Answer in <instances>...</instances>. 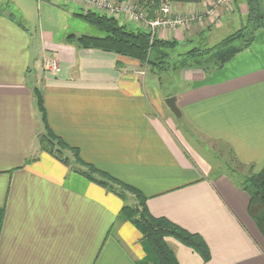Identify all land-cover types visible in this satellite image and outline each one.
<instances>
[{
    "label": "crops",
    "instance_id": "crops-1",
    "mask_svg": "<svg viewBox=\"0 0 264 264\" xmlns=\"http://www.w3.org/2000/svg\"><path fill=\"white\" fill-rule=\"evenodd\" d=\"M47 1L35 3L48 11ZM58 1L72 6L59 8L67 23L54 37L32 32L9 10L12 4L23 14V3L33 0H0V264H158L140 232L119 217L118 196L75 172L86 167L69 150L62 152L70 166L41 150L47 129L84 163L140 191L152 216L202 237L207 261L166 239L178 264H264L249 196L194 149L224 144L238 162L262 168L264 30L216 70L186 66L157 75L135 59L79 47L69 36L87 34L76 25L69 30L68 22L85 11ZM209 2H171V9L200 12ZM246 10L244 0H229L215 23L158 38L176 41L178 53L196 40L210 46L215 33L238 30ZM49 58L57 70L46 68ZM168 97H175L180 118L166 106ZM126 200L135 202L129 194Z\"/></svg>",
    "mask_w": 264,
    "mask_h": 264
},
{
    "label": "trees",
    "instance_id": "trees-1",
    "mask_svg": "<svg viewBox=\"0 0 264 264\" xmlns=\"http://www.w3.org/2000/svg\"><path fill=\"white\" fill-rule=\"evenodd\" d=\"M123 1V0H116ZM138 6L147 9L152 15L159 8L162 0H133ZM167 2L199 3L201 0H166ZM246 6L245 23L235 32L223 38L219 42L204 49L192 47L189 50L178 53L171 58V52L176 49L177 42L151 37L149 33L139 28L127 27L117 18L107 17L94 11H86L75 14L85 22L95 26L102 35L69 36L75 40L81 48H94L104 52H113L117 55L135 59L141 65L154 68L157 75L169 67V59L172 60L173 69H181L186 66H200L210 72L221 67L237 52L249 46L254 35L264 30V0H244ZM1 12V9H0ZM209 59V60H208ZM211 62L203 65V62ZM201 62V63H200ZM201 64V65H200ZM37 106L43 114L40 96L36 93ZM44 117V114H43ZM44 120V119H43ZM46 135L39 139L40 148L48 152L66 166H70L69 158L63 155L62 150H69L74 160L86 167V171L74 169L85 178L97 183L118 196L124 205L119 211V217L129 221L140 232L143 241L158 264H178L174 253L168 247L165 237H171L179 243L191 248L203 259L210 258L209 248L202 237L197 233H190L165 217L152 216L146 207V197L134 187L114 179L106 173L97 170L90 164L84 163L78 150L68 146L59 137L48 129ZM228 163H225L230 171L229 176L238 188L249 196L247 212L254 221L257 229L264 238V164L255 172L251 166H246L236 160L230 152ZM243 170L247 175H241ZM92 175H98L95 179ZM133 194L136 198L135 205L127 204L126 195ZM2 210L0 209V224Z\"/></svg>",
    "mask_w": 264,
    "mask_h": 264
},
{
    "label": "rangeland",
    "instance_id": "rangeland-1",
    "mask_svg": "<svg viewBox=\"0 0 264 264\" xmlns=\"http://www.w3.org/2000/svg\"><path fill=\"white\" fill-rule=\"evenodd\" d=\"M41 2V0H39ZM48 2V3H47ZM47 2H43L46 7H48V11H44L42 7H40V5L37 3H35V0H33V3H28L25 4L26 2L23 3L22 8L24 6V16H22V12L21 9H16L12 4H10V12L12 14L15 15V17L18 20H21L25 23L28 24L30 30H32V32L34 33H49V35H53L54 37H56L58 35V33L62 30L61 28L63 27L64 24L67 23V21H65V12L64 10L70 11L71 10V4H67V5H60L61 3L58 0H49ZM48 4V5H47ZM17 6V5H16ZM224 6V5H223ZM221 6L218 7V10ZM62 8V9H59ZM197 13V12H195ZM219 13V11H218ZM217 13L216 15V19H218L219 14ZM121 23H123L124 25H126L127 27H131V28H135L133 25L132 26H128V24H126V22L120 21ZM207 21L204 22V24H206ZM215 23V22H214ZM70 29L73 28V25H76V27L78 28V32H80V34H96V35H102V32L97 29L95 26L85 22L84 20H82L79 17H72L70 19V21L68 22ZM204 24H201L200 26L203 27ZM233 26V25H232ZM230 26L228 28H226L225 30H222L218 33V35H216L217 33H215L212 39V42L210 43V46L213 45V43L218 42L219 40H221V38H223V36L230 34V32H234V28ZM206 27V26H205ZM214 40V41H213ZM185 51L189 50L192 47H197L200 49H204L206 47H208V45H205V41L203 42L202 40H196L195 43H192L191 45H187L185 46ZM181 49L180 47L176 48L174 52H171V58L177 57V53L180 52ZM209 60V59H208ZM173 61L169 59V67L167 69H170V71H172L173 69ZM201 63V62H200ZM211 62L205 61L203 62V65L206 66L209 65ZM201 65V64H200ZM146 66V65H145ZM211 146L209 147V149H205L206 151H204L201 147L199 146H195L194 145V149L195 151L199 152L200 154H202L212 165V169L214 170V172L218 173V172H222L227 174L228 176L231 175L230 171L227 169L225 163L230 162L229 161V157H230V151L229 148L227 146H225L224 144H220V143H211ZM231 163V162H230ZM257 172V171H255ZM241 175H247V171L243 170V173L241 172ZM132 197L134 199H136L133 194H131ZM136 201V200H135ZM130 201L127 200V204H129ZM136 202H133L131 205H135ZM167 238H171V237H165V241Z\"/></svg>",
    "mask_w": 264,
    "mask_h": 264
},
{
    "label": "built area",
    "instance_id": "built-area-1",
    "mask_svg": "<svg viewBox=\"0 0 264 264\" xmlns=\"http://www.w3.org/2000/svg\"><path fill=\"white\" fill-rule=\"evenodd\" d=\"M70 1L78 3L85 12L94 11L123 22H130L135 28L149 33L152 38L158 37L159 32L185 29L193 23L198 25L204 24L205 21L214 23L217 20L218 7L227 5L229 2V0H210L208 6L200 12L173 14L171 3L162 0L159 8L151 15L147 9L138 6L133 0ZM45 66L47 69H58L57 61L54 58L47 59Z\"/></svg>",
    "mask_w": 264,
    "mask_h": 264
},
{
    "label": "water",
    "instance_id": "water-1",
    "mask_svg": "<svg viewBox=\"0 0 264 264\" xmlns=\"http://www.w3.org/2000/svg\"><path fill=\"white\" fill-rule=\"evenodd\" d=\"M165 104L169 108V110L173 113L176 118H180V111L176 106L175 97H168L165 99Z\"/></svg>",
    "mask_w": 264,
    "mask_h": 264
}]
</instances>
